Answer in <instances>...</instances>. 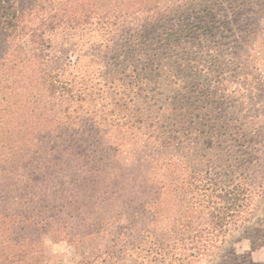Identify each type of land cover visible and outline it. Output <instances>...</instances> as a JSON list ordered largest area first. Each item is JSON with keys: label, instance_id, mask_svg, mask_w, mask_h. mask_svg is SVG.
<instances>
[{"label": "trees", "instance_id": "16d2710c", "mask_svg": "<svg viewBox=\"0 0 264 264\" xmlns=\"http://www.w3.org/2000/svg\"><path fill=\"white\" fill-rule=\"evenodd\" d=\"M253 18L264 0H0V264H47V237L76 264H264L232 245H264V89L207 77Z\"/></svg>", "mask_w": 264, "mask_h": 264}, {"label": "rangeland", "instance_id": "374dc122", "mask_svg": "<svg viewBox=\"0 0 264 264\" xmlns=\"http://www.w3.org/2000/svg\"><path fill=\"white\" fill-rule=\"evenodd\" d=\"M252 21L253 30L248 32L243 40H240L241 49H239L238 52L236 51V59L233 60L232 58L231 44L223 48L226 65L224 66L223 72L209 73L207 75L211 85L218 87L224 75H232V82L228 85L230 89H234L237 92L242 91L241 87L243 85L247 87V80L253 77L260 81V88L264 89V18H253ZM229 40L230 38L226 40V42ZM57 47L60 51V56L65 59H75L77 54H83V51H73L70 46L60 45V41ZM241 61H246L245 67H242L241 64L240 67L237 66V63L239 64ZM232 62L235 63L232 64ZM230 93L231 90H225L223 92L226 96L224 98L225 102L233 100V97L227 98V95ZM231 96L233 95L231 94ZM248 101L250 102L251 98H249ZM262 101H264V98L261 97V92H259L258 95L254 97V101L252 100L251 102L262 103ZM259 110L264 112V107H260ZM262 119L264 120V116ZM258 129L260 131L259 143H261L260 147L262 148L264 147V125H259ZM262 157H264V154ZM262 203L264 204V199ZM235 236L232 245L237 253L248 256L252 261L264 263V245L252 246L250 239L239 235ZM45 254L47 264H76L78 258L74 248L69 243L51 237H47L45 240Z\"/></svg>", "mask_w": 264, "mask_h": 264}]
</instances>
